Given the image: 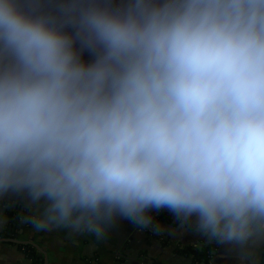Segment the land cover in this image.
Instances as JSON below:
<instances>
[{
    "label": "clouds",
    "instance_id": "clouds-1",
    "mask_svg": "<svg viewBox=\"0 0 264 264\" xmlns=\"http://www.w3.org/2000/svg\"><path fill=\"white\" fill-rule=\"evenodd\" d=\"M37 230L180 227L261 264L264 0H0V198Z\"/></svg>",
    "mask_w": 264,
    "mask_h": 264
},
{
    "label": "crops",
    "instance_id": "crops-1",
    "mask_svg": "<svg viewBox=\"0 0 264 264\" xmlns=\"http://www.w3.org/2000/svg\"><path fill=\"white\" fill-rule=\"evenodd\" d=\"M170 221H154L158 236L129 220H119L104 238L66 228L37 230L32 217L35 207L18 196L0 198V264H31L19 243L35 247L39 264H192L190 257L176 253L177 247L215 245L210 264H242L237 253L227 245L209 240L194 227H180L176 217L165 210ZM31 214L28 218L26 213ZM154 219L157 212L151 213ZM149 232L151 227L147 229ZM148 237L149 243H146ZM163 241L166 244H163ZM264 247L258 250L259 259Z\"/></svg>",
    "mask_w": 264,
    "mask_h": 264
},
{
    "label": "trees",
    "instance_id": "trees-1",
    "mask_svg": "<svg viewBox=\"0 0 264 264\" xmlns=\"http://www.w3.org/2000/svg\"><path fill=\"white\" fill-rule=\"evenodd\" d=\"M26 214L28 218L31 217V214H29L28 212ZM31 221L32 220H30V222ZM154 221H170V220L167 216L166 211L161 210L157 212L156 217L152 219V224L149 226L152 228L150 232L147 230L149 227H140L134 223H132V225L144 229L145 233L148 236L153 237V236H158V232H159L157 226L153 224ZM146 243L147 244L149 243L148 237L146 239ZM163 244H166V242L163 241ZM18 246L23 251V253L31 259L32 262L31 264H39L38 262H41V259L39 255L36 253L35 247L32 244L19 243ZM214 250H215V245L213 244V245H201L200 247H193L187 245V246L177 247L175 251L180 255L190 257L192 264H210V259L213 255ZM260 261L261 264H264V250L261 254Z\"/></svg>",
    "mask_w": 264,
    "mask_h": 264
}]
</instances>
